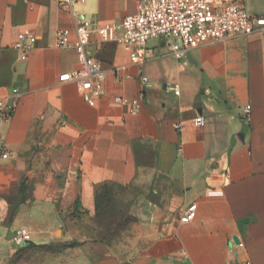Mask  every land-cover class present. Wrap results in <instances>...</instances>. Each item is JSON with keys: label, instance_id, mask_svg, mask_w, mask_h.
I'll return each instance as SVG.
<instances>
[{"label": "crops", "instance_id": "crops-1", "mask_svg": "<svg viewBox=\"0 0 264 264\" xmlns=\"http://www.w3.org/2000/svg\"><path fill=\"white\" fill-rule=\"evenodd\" d=\"M59 1L0 0V98L20 93L0 126V235L25 227L48 238L36 248L80 242L95 264H264L263 36L211 42L183 61L158 38L140 63L93 36L87 53L105 71L107 94L91 106L59 80L79 67L75 20L120 23L142 0H86L72 10ZM227 1L264 16V0ZM21 32L36 36L26 60L14 48ZM144 90L136 113L114 101ZM200 115L207 123L195 129ZM104 187L137 193L118 232L98 220ZM192 204L196 218L183 223Z\"/></svg>", "mask_w": 264, "mask_h": 264}, {"label": "built area", "instance_id": "built-area-1", "mask_svg": "<svg viewBox=\"0 0 264 264\" xmlns=\"http://www.w3.org/2000/svg\"><path fill=\"white\" fill-rule=\"evenodd\" d=\"M86 0H60L59 4L71 9L74 2L85 3ZM77 41L75 49L79 67L60 77L61 82L75 84L86 103L95 106L97 100L107 94L104 82L106 79L102 65L90 57L87 48L93 36L100 43L113 42L122 46L130 55L133 63H140L150 40L169 39L168 49L178 60L183 61L187 53L211 42H223L233 37L248 36L260 33L264 38V16L249 15L245 8L227 0H142L134 15L126 16L120 23L98 24L88 26L83 21L75 20ZM36 36L33 33L21 32L17 36L14 48L21 52L22 60L28 58ZM58 45L63 49L71 47L70 32L58 33ZM119 70H116L118 74ZM119 79V77H117ZM144 85L148 78L142 76ZM173 93L180 96L179 85L173 86ZM146 98L145 90L138 98L128 99L114 97V101L128 107L130 113H136ZM20 103V93L16 89L13 95L0 98V126L11 120ZM250 107H247L248 113ZM206 117L200 115L192 120L195 129L205 127ZM185 123H178L175 128L182 131ZM7 158L8 155H4ZM210 197L223 196L220 190H211ZM197 205L192 204L182 215L181 221L189 223L195 220ZM32 240L29 229L22 227L13 231L12 242L18 247H25Z\"/></svg>", "mask_w": 264, "mask_h": 264}, {"label": "rangeland", "instance_id": "rangeland-1", "mask_svg": "<svg viewBox=\"0 0 264 264\" xmlns=\"http://www.w3.org/2000/svg\"><path fill=\"white\" fill-rule=\"evenodd\" d=\"M136 194L132 190L122 191L120 189H112L109 192L106 202L102 205L103 218L99 221L105 229L112 228L118 232L123 225L132 221L131 212L134 206L132 201ZM110 196L112 200L108 201ZM7 232L2 229L0 235V264H73V261L79 258H81L82 264H95L90 262L93 260V253L89 250H80V244H77L80 242H71L63 248L55 245L50 249L34 248L27 250L18 248L12 241H8ZM57 236L60 237L61 233L58 232ZM105 238V236H101L97 242L105 240ZM31 241L39 244L48 242V238L43 234L36 238L32 235Z\"/></svg>", "mask_w": 264, "mask_h": 264}, {"label": "trees", "instance_id": "trees-1", "mask_svg": "<svg viewBox=\"0 0 264 264\" xmlns=\"http://www.w3.org/2000/svg\"><path fill=\"white\" fill-rule=\"evenodd\" d=\"M111 191H112V188H110V187H104L101 190V193L98 195V209H99L98 220L99 221L103 218L102 214L104 213V211L102 210V205L106 202L107 196H108L109 192H111ZM111 200L112 199H111V196H110V199L108 198V201H111ZM51 247L52 246H48V248H40V249H50ZM21 248L30 250V249L36 248V246L35 245H31L29 247H21Z\"/></svg>", "mask_w": 264, "mask_h": 264}, {"label": "water", "instance_id": "water-1", "mask_svg": "<svg viewBox=\"0 0 264 264\" xmlns=\"http://www.w3.org/2000/svg\"><path fill=\"white\" fill-rule=\"evenodd\" d=\"M12 238H13V232L12 231H10L9 232V235H8V237H7V240H12ZM33 244V242L32 241H30V242H27L26 244H25V247H29V246H31Z\"/></svg>", "mask_w": 264, "mask_h": 264}]
</instances>
